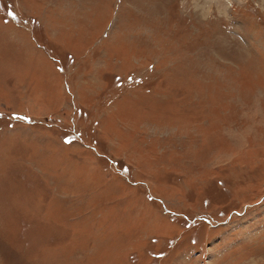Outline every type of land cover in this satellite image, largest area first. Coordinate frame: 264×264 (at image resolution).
<instances>
[{
  "label": "rangeland",
  "instance_id": "374dc122",
  "mask_svg": "<svg viewBox=\"0 0 264 264\" xmlns=\"http://www.w3.org/2000/svg\"><path fill=\"white\" fill-rule=\"evenodd\" d=\"M0 264H264V0H0Z\"/></svg>",
  "mask_w": 264,
  "mask_h": 264
}]
</instances>
